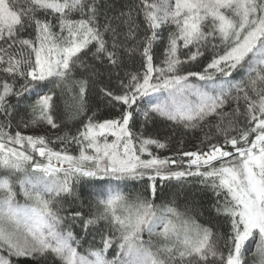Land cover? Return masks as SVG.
Instances as JSON below:
<instances>
[{
  "label": "snow or ice",
  "instance_id": "1",
  "mask_svg": "<svg viewBox=\"0 0 264 264\" xmlns=\"http://www.w3.org/2000/svg\"><path fill=\"white\" fill-rule=\"evenodd\" d=\"M104 76L118 116L84 120ZM155 118L217 142L161 158ZM75 121L54 140L20 130ZM187 178L214 194L226 239L213 217L156 203ZM250 251L264 264V0H0V264H247Z\"/></svg>",
  "mask_w": 264,
  "mask_h": 264
},
{
  "label": "trees",
  "instance_id": "2",
  "mask_svg": "<svg viewBox=\"0 0 264 264\" xmlns=\"http://www.w3.org/2000/svg\"><path fill=\"white\" fill-rule=\"evenodd\" d=\"M124 0H120V3H123ZM135 2L138 3V0H135ZM164 35H167V32L165 31ZM156 63L160 62V59L162 58V51L163 48L160 46H157L156 49ZM203 63V62H202ZM202 69V64L198 67L196 65H193L191 70L198 71ZM128 71H139L142 70L139 65V58H137V62L131 63L127 65ZM121 75H123V72H121ZM195 82V81H194ZM102 86H107L113 90L119 91V82L116 80L115 77L112 78L111 81H109L107 76H104L102 80L97 83L94 86H90L89 94L87 97V103H86V115L82 118L84 120L87 119L88 115H91L93 112L96 113V118L98 120L108 119V118H116L118 116V111L115 108H112L107 104V101L102 98L99 88ZM15 98H12V103H15ZM58 105L60 108L63 107L62 102L58 100ZM21 111L23 109L21 108ZM18 119V117H17ZM143 118L138 117L136 120V123L134 125V131L139 132L140 131V125ZM80 127V121H75L68 124H62L60 131L54 132L52 130H48L45 128V126H40L36 129H23L20 130L22 132H28L31 135L34 134H40V135H47L50 140H54L55 136L58 134H63L65 131H70L73 135L76 133L77 128ZM16 129L15 127L12 129L14 132ZM208 130L205 128L203 130L196 129V130H185L182 126H177L172 124L171 122L163 121L160 118H155L154 122H148L146 126L145 135H151L153 138H157L161 140L162 142H166L168 144V147L166 149H156L154 146L152 147V152L154 155H158L161 158L165 157H171L175 158L176 160H180L181 157L177 155L179 152L183 151H207L209 143H216L217 138L213 137L211 141H204L203 140L205 132ZM112 138L109 137V140ZM219 142L223 143L222 137L219 138ZM53 147L57 148L59 150L60 145L59 144H53ZM230 147V146H229ZM69 151L73 155L78 154V149L76 145H70ZM147 158V157H145ZM188 158H184L186 160ZM184 167H187V164L184 163ZM175 167V166H173ZM117 182H113V184H116ZM170 187H165L164 191L166 193V196L162 199L158 198L156 200L157 204H161L162 202L166 203L168 201H171L172 199H175L177 206H179L181 209L187 204L189 207L193 209V215L194 218L197 219V221L201 224H208L209 217H213V221L211 226L213 227V230L217 232L218 234H221L225 239L228 234V226L224 221L223 217H216V213L214 208L211 207L215 203V196L212 193L210 189L205 188L204 185L199 183L198 179L193 178H187L185 181L177 182V181H171ZM128 186H125V185ZM133 186L135 189H140L141 185L135 182H124L120 184V187L125 193H132V195H135V192L133 191ZM22 201V198H21ZM201 204L204 205V208H201ZM206 209V210H205ZM74 233L77 236V239H80L84 236V233L81 229L75 228L73 229ZM91 237H87L86 239L82 240L83 247L80 249V251L83 253L85 249L89 246V241H91ZM96 243H99V238L97 237ZM224 240H221V246H223ZM222 251L226 257L227 255V249L222 247ZM3 255H6V253H3ZM109 258H111V254L109 255ZM247 264H260V258L259 256L253 255L251 251L246 255L245 257ZM12 264H16V258H12Z\"/></svg>",
  "mask_w": 264,
  "mask_h": 264
},
{
  "label": "rangeland",
  "instance_id": "3",
  "mask_svg": "<svg viewBox=\"0 0 264 264\" xmlns=\"http://www.w3.org/2000/svg\"><path fill=\"white\" fill-rule=\"evenodd\" d=\"M45 128H47L49 130L48 127L45 126ZM25 135H31L30 133H28L27 131L26 132H23ZM192 151V150H191Z\"/></svg>",
  "mask_w": 264,
  "mask_h": 264
},
{
  "label": "water",
  "instance_id": "4",
  "mask_svg": "<svg viewBox=\"0 0 264 264\" xmlns=\"http://www.w3.org/2000/svg\"><path fill=\"white\" fill-rule=\"evenodd\" d=\"M184 163L187 164V160H184Z\"/></svg>",
  "mask_w": 264,
  "mask_h": 264
}]
</instances>
